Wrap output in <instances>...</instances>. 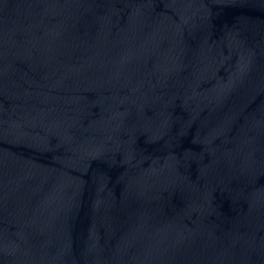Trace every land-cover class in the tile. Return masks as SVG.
Returning a JSON list of instances; mask_svg holds the SVG:
<instances>
[{
    "label": "water",
    "instance_id": "95a60500",
    "mask_svg": "<svg viewBox=\"0 0 264 264\" xmlns=\"http://www.w3.org/2000/svg\"><path fill=\"white\" fill-rule=\"evenodd\" d=\"M0 264H264V0H0Z\"/></svg>",
    "mask_w": 264,
    "mask_h": 264
}]
</instances>
